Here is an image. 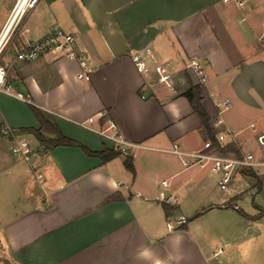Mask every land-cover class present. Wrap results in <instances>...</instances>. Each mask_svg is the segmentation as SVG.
<instances>
[{"label":"crops","instance_id":"crops-1","mask_svg":"<svg viewBox=\"0 0 264 264\" xmlns=\"http://www.w3.org/2000/svg\"><path fill=\"white\" fill-rule=\"evenodd\" d=\"M55 29L74 38L90 80H77L76 62L51 55L8 72L7 82L30 103L0 95V264H264V180L243 173L229 195L214 196L197 188L201 171L183 170L175 156L157 160L153 153L166 154L174 143L193 151L209 140L182 96L197 87L192 76L173 90L144 85L156 82V64L175 71L196 60L207 75L199 89L209 131L217 102L228 100L234 110L221 118L236 134L232 148L258 156L264 151V0L244 8L219 0H39L8 51ZM133 53L146 61L143 76ZM31 106L91 152L112 149L98 134L110 121L126 142L141 147L131 150L133 172L122 155L102 164L77 147H55L32 161L39 184L26 163L11 157L3 133L7 128L23 140L31 134L21 130H38ZM158 172L169 184L166 194L196 197L199 217L188 221L179 203L168 205L166 216ZM241 182L257 197L250 212L237 205ZM172 213L185 223L172 222L168 230Z\"/></svg>","mask_w":264,"mask_h":264},{"label":"built area","instance_id":"built-area-1","mask_svg":"<svg viewBox=\"0 0 264 264\" xmlns=\"http://www.w3.org/2000/svg\"><path fill=\"white\" fill-rule=\"evenodd\" d=\"M38 1L14 0L12 8L0 29V95L9 96L24 103L30 102L23 94L14 91L12 86L7 82L8 72L13 64H29L46 55H51L56 59L65 58L76 62L79 68L77 80H90V70L84 56L75 49L74 38L62 30L55 29L40 40L27 42L19 50L8 52L14 31L20 26L24 17L35 8ZM219 1L222 4L244 8L251 0ZM130 60L136 73L143 76L147 69L145 59L140 54L133 53L130 55ZM153 72L156 76V82L148 84L143 81L144 85L149 87L163 86L169 90H173L176 84L181 83L184 76H192L195 79V86L198 88L203 87L207 82V75L196 60L188 61L187 64L175 71H170L163 65L156 64ZM217 106H219L218 116L213 123L214 131L211 132L216 144L206 141L197 150L184 151L178 144L174 143L169 149L162 150V152L175 156L179 160L183 170L208 171L217 178V186L221 191H225L243 173H250L257 179L264 180V158L262 156L259 157L252 152L240 149H233V152L223 150L227 145L235 146L237 144L236 134L225 127L221 118V114L230 108V102L222 100L217 102ZM107 124L108 126L105 130L98 132L99 136L106 142L111 143L113 151L132 159L134 155L131 150L141 147L126 142L117 134L115 126L110 121H107ZM3 133L10 140L11 157L26 163L29 167V172H31L35 180L39 184H42L43 178L41 174L36 172L32 165V161L41 158L40 150L32 148L25 140H19L17 135L7 128L3 129ZM168 185L167 181L160 182L162 191L158 195L159 202L176 206L178 204L176 196L166 194ZM45 203L51 204L52 200L47 199ZM172 222H176L178 225L185 223L182 218L176 217L175 213H172L166 222L168 230L172 229ZM221 251H217L214 255L220 254Z\"/></svg>","mask_w":264,"mask_h":264},{"label":"trees","instance_id":"trees-1","mask_svg":"<svg viewBox=\"0 0 264 264\" xmlns=\"http://www.w3.org/2000/svg\"><path fill=\"white\" fill-rule=\"evenodd\" d=\"M182 96L187 100L189 107L192 112L197 115L200 120L201 128L207 135V139L213 144L215 143L214 137L209 131L208 127V118L201 107V91L197 87H190ZM30 111L36 121L38 122V130H21V133H27L33 135L36 141L39 144V150L42 152H48L55 147H77L79 148L86 156L98 158L102 164L120 156L119 153L113 151L112 149H103L101 152H91L84 147L76 144L75 142L64 138L57 127L52 122L51 118L38 110L37 108L30 107ZM45 135L49 136L46 137ZM226 152H233L231 145L225 146L223 149ZM131 158L127 157L124 161L125 168L129 172H133ZM163 210L166 216H169L172 211L171 208L166 204H162ZM202 212L196 213L188 221L194 220L201 215Z\"/></svg>","mask_w":264,"mask_h":264},{"label":"rangeland","instance_id":"rangeland-1","mask_svg":"<svg viewBox=\"0 0 264 264\" xmlns=\"http://www.w3.org/2000/svg\"><path fill=\"white\" fill-rule=\"evenodd\" d=\"M14 3V0H0V26L2 25L3 21L7 18V15L9 14L12 5ZM11 49L8 51L10 52ZM8 57V56H7ZM222 97V96H221ZM222 99V98H221ZM234 105V104H233ZM262 107V105L260 104ZM234 107V106H233ZM233 107L232 109L229 108L228 112L225 115H228L233 112ZM23 140H26L30 146L33 148L36 144L35 139L31 135H25L23 137ZM254 152V151H253ZM258 153V152H257ZM255 154V153H254ZM256 155V154H255ZM261 155L264 158V151H259L258 156ZM157 160L161 161H166L170 160L174 156L168 155V154H162V153H153V155ZM257 156V155H256ZM259 156V157H261ZM194 172L197 171L195 169H191ZM163 172H158L157 180L161 181L163 178ZM198 177L202 180L200 183L201 185L197 188H202L206 187L208 192L212 193L214 196H226L230 194V186L225 190L221 191L218 186L216 185V177L212 174H210L208 171L204 170L201 171L198 175ZM241 185L238 186L240 191L242 192L241 197L238 199L237 205L242 209L243 211H248L250 212L253 206L257 203V197L254 193V191L250 188V185L248 186L247 183H240ZM178 203L181 208V213L183 217H192L190 215H195L196 212L195 209H198L200 203L195 202L196 197L192 195V193H189L188 195H181V196H176ZM200 211V210H197ZM238 215H240L238 212H236ZM248 234V230H245V234Z\"/></svg>","mask_w":264,"mask_h":264}]
</instances>
